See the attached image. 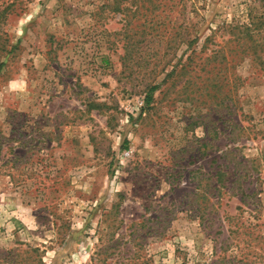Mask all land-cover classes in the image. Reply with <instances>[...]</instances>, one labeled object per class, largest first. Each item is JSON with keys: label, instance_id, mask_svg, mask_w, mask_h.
I'll list each match as a JSON object with an SVG mask.
<instances>
[{"label": "rangeland", "instance_id": "374dc122", "mask_svg": "<svg viewBox=\"0 0 264 264\" xmlns=\"http://www.w3.org/2000/svg\"><path fill=\"white\" fill-rule=\"evenodd\" d=\"M0 69V264H264V0H0Z\"/></svg>", "mask_w": 264, "mask_h": 264}, {"label": "trees", "instance_id": "16d2710c", "mask_svg": "<svg viewBox=\"0 0 264 264\" xmlns=\"http://www.w3.org/2000/svg\"><path fill=\"white\" fill-rule=\"evenodd\" d=\"M0 73H1V69H0ZM158 87H152L150 90H149V95H148V102L151 101V97L153 96V94L157 91Z\"/></svg>", "mask_w": 264, "mask_h": 264}]
</instances>
